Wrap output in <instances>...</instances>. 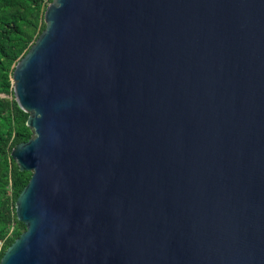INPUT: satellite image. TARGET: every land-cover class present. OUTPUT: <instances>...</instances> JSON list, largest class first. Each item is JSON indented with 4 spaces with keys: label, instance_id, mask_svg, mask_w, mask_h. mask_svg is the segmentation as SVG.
<instances>
[{
    "label": "water",
    "instance_id": "95a60500",
    "mask_svg": "<svg viewBox=\"0 0 264 264\" xmlns=\"http://www.w3.org/2000/svg\"><path fill=\"white\" fill-rule=\"evenodd\" d=\"M13 73L32 174L0 264H264V0H53Z\"/></svg>",
    "mask_w": 264,
    "mask_h": 264
},
{
    "label": "trees",
    "instance_id": "16d2710c",
    "mask_svg": "<svg viewBox=\"0 0 264 264\" xmlns=\"http://www.w3.org/2000/svg\"><path fill=\"white\" fill-rule=\"evenodd\" d=\"M53 0H0V263L26 231L16 203L32 174L20 171L13 150L28 142L29 114L15 100L13 73L18 62L46 29L45 12Z\"/></svg>",
    "mask_w": 264,
    "mask_h": 264
}]
</instances>
